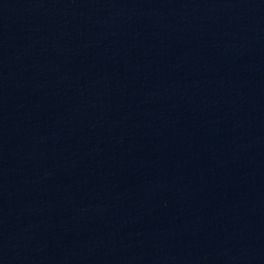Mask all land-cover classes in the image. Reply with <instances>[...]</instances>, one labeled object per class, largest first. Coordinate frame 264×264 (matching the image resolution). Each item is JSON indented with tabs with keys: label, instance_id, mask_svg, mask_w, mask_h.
<instances>
[{
	"label": "water",
	"instance_id": "95a60500",
	"mask_svg": "<svg viewBox=\"0 0 264 264\" xmlns=\"http://www.w3.org/2000/svg\"><path fill=\"white\" fill-rule=\"evenodd\" d=\"M0 264H264V0H21Z\"/></svg>",
	"mask_w": 264,
	"mask_h": 264
}]
</instances>
